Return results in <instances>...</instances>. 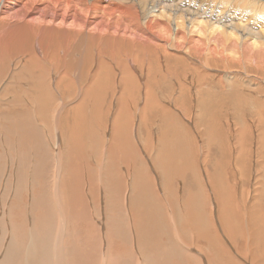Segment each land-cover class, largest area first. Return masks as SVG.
Listing matches in <instances>:
<instances>
[{"label":"bare ground","instance_id":"1","mask_svg":"<svg viewBox=\"0 0 264 264\" xmlns=\"http://www.w3.org/2000/svg\"><path fill=\"white\" fill-rule=\"evenodd\" d=\"M0 108V264H264V0H0Z\"/></svg>","mask_w":264,"mask_h":264},{"label":"rangeland","instance_id":"2","mask_svg":"<svg viewBox=\"0 0 264 264\" xmlns=\"http://www.w3.org/2000/svg\"><path fill=\"white\" fill-rule=\"evenodd\" d=\"M229 1H231V0H229ZM217 5H219V4H217ZM257 7V8H256ZM260 8V6H258V5H255V4H253L252 5V9H253V13H255L256 11H261V8H260V10H259V8ZM83 47H84V41H79V45H78V47H77V53L78 54H80L81 52H82V49H83ZM94 53H95V55L96 54H98V52L96 51V50H94ZM173 64H176V61H173ZM182 68V66L181 65H179L178 67H177V69L178 70H183V69H181ZM232 69H235V68H232ZM231 69V70H232ZM218 71L219 72H221V74H223V73H225V72H229L230 71V69H227V70H225V69H218ZM216 74H220V73H216ZM183 75H186V77H187V79H194V80H196V77H197V75H194V76H192L193 75V72H190V71H184L183 72ZM216 77V78H215ZM242 77V79H243V81H244V78H245V75H242L241 76ZM214 80H215V82H216V80H217V76H214ZM178 82H180V81H177L176 83L174 82V83H172L171 85H170V90L172 89V93H173V95H174V97H176L177 95H178V93H179V90H180V86H179V84H178ZM211 83H213V81H211ZM228 83V82H227ZM229 84V83H228ZM229 89H226V91H228ZM243 93V92H242ZM217 100V101H216ZM216 104H214L215 106H212L214 109H219V110H221V109H223L222 110V112H221V114H223V115H227L228 114V116L231 114V117H229V119L228 120H230V121H228V122H226L225 120L224 121H219L220 122V125L222 126V128L223 129H221L220 131L218 130L217 131V133H216V135H219L218 137H220V138H217V140H216V142L218 141V143H219V140H220V143L219 144H217L216 142H214L215 144H217V145H213V147H212V145H207V151H203L202 149L200 150V152H201V159L199 158V160L196 162V166L198 167H200L201 166V169L203 170V172L205 173V171L206 170H208L207 171V175H208V177H210L209 176V174H213V175H217L218 174V169L216 168V166H215V160H216V158H220V154L222 155V152L223 153H225L224 155H223V161H224V165H225V167H228V165H229V156L230 157H232V160L236 157V152H235V150H234V153H232V147H230L229 146V144H228V148L226 147L225 149L227 150V153H226V151H222V147H223V145H222V142L224 143L225 141L227 142V138H229L228 139V141H233L234 139H235V137H234V135H231V134H233V132L234 131H236V129H239L240 128V125L241 124H243V122H241L240 120H238L237 118H234L235 116H234V111H235V108H234V106H233V104H232V100L230 99H227L226 101H224L223 102V106L221 107V102L218 100V99H214L213 100ZM234 101H237V100H234ZM216 105H220V106H216ZM179 107H183L184 106V102L182 101L181 102V104L180 105H178ZM195 106H196V103H195ZM225 106V107H224ZM172 107V106H171ZM228 108H230V110L228 109ZM1 109V108H0ZM6 108H3L2 107V111H5L4 112V114L5 113H8L9 112V109L7 110H5ZM105 110H107L108 109V107L106 106V108H104ZM196 112H197V110H196ZM236 112V111H235ZM10 113V112H9ZM197 113H199V112H197ZM237 113V112H236ZM238 114V113H237ZM9 115V114H8ZM11 115V114H10ZM234 116V117H233ZM108 119H111L112 117L110 116H108L107 117ZM154 119L156 120V118H151V120L149 121H147V122H150V123H148V124H150L151 126L147 129V131L145 130V128L143 127V125L142 124H139V123H135L134 124V126H133V133L135 134V138H136V143L139 145V147H140V149L142 150V151H144L143 150V147H144V145H145V143H147V145H149V143L152 141L154 144L156 143V148H155V150L157 149V147H158V142H156L157 140H158V136H161V135H159L160 133V129H161V127L163 126V124H161V123H156L155 121H154ZM232 119H233V121H232ZM103 121V120H102ZM234 121H236L235 123H234ZM73 121H71V123H72ZM99 122H101L100 120H97V124L99 123ZM111 121L109 120L107 123H104V125H103V122H101V123H99L98 125L97 124H95L96 125V128L99 130V128H101L102 130H99V132H100V134L102 133V132H104V135L106 136V137H108V135L110 136L111 135V125H112V123H110ZM156 123V124H155ZM184 124H186L187 126L189 125V126H191V127H193V124L192 123H185V121L183 122ZM200 125H203V127H201V129H198V132L200 131V133H201V135H202V137H204V138H201V136H200V133H198V132H196L195 133V135H199V142H200V144L201 145H203L204 143H203V141L204 142H206L207 141V133H206V131H205V128H206V126H207V122H204V121H200ZM61 124V128L64 126V128H65V125H62V124H64V122H61L60 123ZM101 124V125H100ZM106 124V125H105ZM101 127H100V126ZM102 125H103V128H102ZM238 125V126H237ZM181 127L183 126V125H180ZM157 127V128H156ZM236 127V128H235ZM237 127H239V128H237ZM143 128H144V130H143ZM204 128V129H203ZM108 130V131H107ZM110 131V132H109ZM181 131V130H180ZM202 132L203 133H205L204 135L202 134ZM181 134H182V132H180ZM220 133V134H219ZM61 135H65V133H64V131L63 132H61L60 133ZM149 135H150V138H149ZM185 135H187V134H185ZM181 137L179 138V137H176V140H181L182 141V143L184 142V144H185V136L182 134V135H180ZM183 136V137H182ZM225 136H226V138H225ZM236 136V135H235ZM182 138V139H181ZM201 138V139H200ZM231 138V139H230ZM152 139V140H151ZM184 139V140H183ZM224 139H226V140H224ZM64 137L62 138V141L64 142ZM164 140H165V138H164ZM164 140H162L164 143H165V146H169L168 145V143L166 142V141H164ZM167 140V139H166ZM150 141V142H149ZM238 141V143H240V141L239 140H237ZM202 142V143H201ZM142 143V144H141ZM184 144H182V145H180L179 147H183V146H185ZM219 145V146H218ZM221 145V146H220ZM231 145H232V142H231ZM218 146V147H217ZM159 147H161V145L159 146ZM211 149H209V148ZM215 147L217 148V149H215ZM173 148V147H172ZM219 148L221 149V151L219 150ZM176 149V148H175ZM179 150H182L181 148L179 149ZM204 152V153H203ZM173 153V152H172ZM174 155V154H173ZM207 156V163L205 162V163H203V156ZM185 156H188L189 157V154L188 153H185ZM121 160V159H120ZM231 160V161H232ZM128 163H132V161L129 159L128 161H127ZM151 162L154 164V167H156L155 166V164H156V161H154L153 162V160L151 159ZM200 162H201V164H200ZM255 162V161H254ZM232 163V166H234V162L232 161L231 162ZM200 164V165H199ZM194 166H195V164H193ZM203 165V166H202ZM203 167V168H202ZM235 167V166H234ZM220 168L222 169L223 168V166L220 164ZM219 168V170H221ZM230 165H229V167L228 168H226V172H228V173H230V175H229V177H231V183H230V187L229 188H226L225 190L227 191V192H230V191H232V190H240V188L241 187H246V184H247V179H248V174L245 172V171H231L230 170ZM199 169V168H198ZM206 169V170H205ZM155 170V172H157L158 174L160 173V171L158 172V171H156V169H154ZM205 170V171H204ZM202 172V171H201ZM159 177H160V179H161V181L159 180L158 181V183L160 184V186H161V189H163V185L161 184V182L163 181V178L161 177V175H159ZM127 178H128V182H131V178L130 177H128V175H127ZM180 179H178V181H180V183L177 181L176 182V186L177 185H179V184H182L183 186H184V184L181 182V181H183V177L182 176H180L179 177ZM242 178V181H239V179H241ZM158 180V179H157ZM236 183V184H235ZM206 187H207V185H206ZM210 189V188H209ZM216 189H217V191H216V194H220V192H219V185L218 184H216ZM211 191V190H210ZM131 192V191H130Z\"/></svg>","mask_w":264,"mask_h":264}]
</instances>
